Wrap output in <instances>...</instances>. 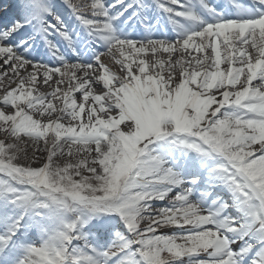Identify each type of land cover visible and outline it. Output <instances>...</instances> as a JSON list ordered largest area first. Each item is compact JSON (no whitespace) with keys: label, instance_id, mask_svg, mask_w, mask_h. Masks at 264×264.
<instances>
[{"label":"snow or ice","instance_id":"1","mask_svg":"<svg viewBox=\"0 0 264 264\" xmlns=\"http://www.w3.org/2000/svg\"><path fill=\"white\" fill-rule=\"evenodd\" d=\"M0 264H264V0H0Z\"/></svg>","mask_w":264,"mask_h":264},{"label":"bare ground","instance_id":"2","mask_svg":"<svg viewBox=\"0 0 264 264\" xmlns=\"http://www.w3.org/2000/svg\"><path fill=\"white\" fill-rule=\"evenodd\" d=\"M163 55H165L166 56V54H163ZM105 62L106 63H109V67H115L112 63H110L107 59L105 60ZM222 67H226L225 65H221ZM236 66H239V65H236ZM100 90V88L97 86L96 87V91H99ZM42 91H47V89H42ZM77 99H79V97L77 96ZM7 111H11V109L10 108H8V109H6Z\"/></svg>","mask_w":264,"mask_h":264}]
</instances>
